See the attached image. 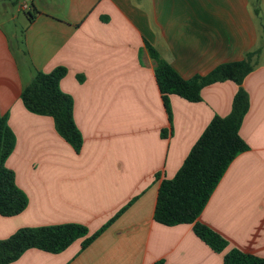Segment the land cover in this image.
I'll return each instance as SVG.
<instances>
[{"label":"crops","instance_id":"1","mask_svg":"<svg viewBox=\"0 0 264 264\" xmlns=\"http://www.w3.org/2000/svg\"><path fill=\"white\" fill-rule=\"evenodd\" d=\"M0 1V116L15 136L5 165L27 199L19 214L0 215V238L21 226L87 229L59 252L28 248L7 264H222L232 248L264 258V49L241 82L247 148L198 216L226 240L216 252L190 224L164 225L153 212L161 179L214 115L230 112L238 86L209 83L198 101L170 94L167 111L147 47L182 78L205 75L263 44L264 0H31L27 10ZM57 67L66 69L59 87L72 99L77 152L50 116L20 100L36 72Z\"/></svg>","mask_w":264,"mask_h":264},{"label":"trees","instance_id":"2","mask_svg":"<svg viewBox=\"0 0 264 264\" xmlns=\"http://www.w3.org/2000/svg\"><path fill=\"white\" fill-rule=\"evenodd\" d=\"M147 47L155 60V80L167 111L170 94L188 101H198L201 88L209 83L230 80L238 86L230 112L225 116L214 115L174 176L161 179L153 212V219L164 225L190 224L199 239L220 252L225 248L226 240L199 222L198 216L231 160L247 148L239 135V127L248 108V95L241 82L254 65L253 56L264 49V40L261 46L247 52L241 60L221 63L205 75H194L187 79L161 59L154 47L149 44ZM65 73L64 67L54 68L50 72H36L22 88L20 100L29 112L50 116L57 133L77 152L82 137L73 120L72 99L59 87V80ZM14 143L15 136L5 116H0L1 216L19 214L27 204L25 194L15 183L13 171L4 165ZM86 232V227L77 223L20 228L0 239V264L16 260L28 248L59 252ZM96 234L87 237L81 245L85 246ZM222 264H264V258L232 248L223 255Z\"/></svg>","mask_w":264,"mask_h":264},{"label":"rangeland","instance_id":"3","mask_svg":"<svg viewBox=\"0 0 264 264\" xmlns=\"http://www.w3.org/2000/svg\"><path fill=\"white\" fill-rule=\"evenodd\" d=\"M28 4H29V6L32 8V4H31V0H25ZM0 2H2V1H0ZM9 6V10L11 9V10H13L14 11V8L15 7H13L12 6V4H10V5H8ZM2 4L0 5V11L2 10ZM24 12L23 11H20L18 14L20 15V16H24V14H23ZM4 165H5V163H4ZM6 166V165H5ZM8 217H10V216H8ZM24 227H30V228H34V227H39V226H21V227H19V228H17L15 231H17L18 229H20V228H24ZM14 231V232H15ZM6 238V237H5ZM1 239V238H0ZM3 239V238H2Z\"/></svg>","mask_w":264,"mask_h":264},{"label":"built area","instance_id":"4","mask_svg":"<svg viewBox=\"0 0 264 264\" xmlns=\"http://www.w3.org/2000/svg\"><path fill=\"white\" fill-rule=\"evenodd\" d=\"M19 7L22 10H27L29 8V4L25 0H21Z\"/></svg>","mask_w":264,"mask_h":264}]
</instances>
